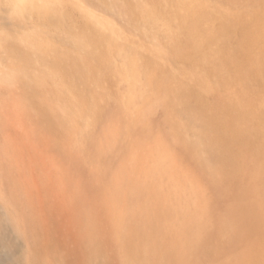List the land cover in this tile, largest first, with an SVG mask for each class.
<instances>
[{
    "label": "rangeland",
    "instance_id": "1",
    "mask_svg": "<svg viewBox=\"0 0 264 264\" xmlns=\"http://www.w3.org/2000/svg\"><path fill=\"white\" fill-rule=\"evenodd\" d=\"M77 1L75 77L0 83V192L50 191L53 264H264V0H80L112 31ZM12 224L0 264L26 262Z\"/></svg>",
    "mask_w": 264,
    "mask_h": 264
},
{
    "label": "bare ground",
    "instance_id": "2",
    "mask_svg": "<svg viewBox=\"0 0 264 264\" xmlns=\"http://www.w3.org/2000/svg\"><path fill=\"white\" fill-rule=\"evenodd\" d=\"M61 1L0 0V83L5 87L13 84L19 77H43L44 80L46 78L50 80L51 78L66 77L70 80L75 77V73H72L69 65L77 66L86 61V59H81L82 61L78 62L80 58L77 59L79 50H82V45H84L82 38L72 31L73 24H76L74 21H78L74 20L71 15L62 13ZM101 1L96 0V3L103 7L108 14L112 13L119 19H126L125 15H128V10L125 8V0H104L106 3ZM77 2V8L81 11L80 14L89 20L90 24L95 27L94 29L114 30L115 26L110 21L99 17L96 12L88 10L80 3V0ZM136 5V7L144 10L142 4L136 3ZM139 18L143 25L153 22V18L148 15H141ZM127 24L137 25L132 24L130 20H127ZM140 25L142 24L140 23ZM151 25L150 29L152 30L159 24L156 21ZM113 36L117 39L120 38V35ZM24 42L28 45L25 46ZM225 50L228 58L234 56L233 49H226L225 46ZM19 63L22 65L20 66ZM238 71L233 73L238 78L246 79L251 75L248 70L240 69ZM89 74H92L91 71ZM84 76L85 78L78 75L77 78L83 82L88 81V75L84 74ZM255 121L258 123L257 120ZM200 122L201 128L204 127L207 133L212 131V127L215 128L219 124L212 121L213 125L206 120L202 123L201 118ZM210 137L213 141V137ZM235 138H238L236 134L233 139ZM245 149L241 145L234 152L237 156H241ZM3 193L0 192V206L13 223L12 225L15 226V232L23 239V251L26 259L23 264H31L32 262L34 264H53V255L56 249V245L52 244L53 229L55 230L54 225L56 224L53 225L51 220V212L53 213V211L50 191L38 190L37 185L34 189L24 188L22 190L17 185ZM6 193L8 194L7 197ZM40 250L44 251V256L39 253ZM60 264H67L66 257L61 259Z\"/></svg>",
    "mask_w": 264,
    "mask_h": 264
}]
</instances>
